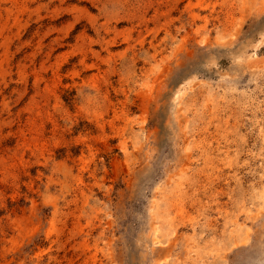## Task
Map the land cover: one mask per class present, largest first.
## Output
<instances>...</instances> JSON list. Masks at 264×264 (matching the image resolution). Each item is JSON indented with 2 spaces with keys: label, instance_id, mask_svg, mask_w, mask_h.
Wrapping results in <instances>:
<instances>
[{
  "label": "rangeland",
  "instance_id": "1",
  "mask_svg": "<svg viewBox=\"0 0 264 264\" xmlns=\"http://www.w3.org/2000/svg\"><path fill=\"white\" fill-rule=\"evenodd\" d=\"M264 0H0V264H264Z\"/></svg>",
  "mask_w": 264,
  "mask_h": 264
},
{
  "label": "snow or ice",
  "instance_id": "2",
  "mask_svg": "<svg viewBox=\"0 0 264 264\" xmlns=\"http://www.w3.org/2000/svg\"><path fill=\"white\" fill-rule=\"evenodd\" d=\"M261 31H264V24H262Z\"/></svg>",
  "mask_w": 264,
  "mask_h": 264
}]
</instances>
